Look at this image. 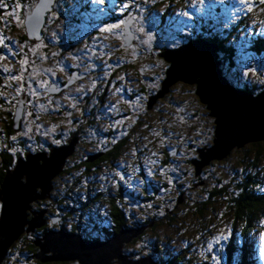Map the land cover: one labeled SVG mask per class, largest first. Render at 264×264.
Listing matches in <instances>:
<instances>
[{
	"label": "rangeland",
	"instance_id": "obj_1",
	"mask_svg": "<svg viewBox=\"0 0 264 264\" xmlns=\"http://www.w3.org/2000/svg\"><path fill=\"white\" fill-rule=\"evenodd\" d=\"M75 1L78 0H54L51 4V10L49 9L46 11L47 24L45 25L44 23L45 26L42 27V36L40 39H30L26 35L24 26L25 15L23 12L33 10L36 5V0L29 1L31 6H26L27 3H25L22 5L20 4L19 7L14 6V9L6 6V4L2 6L1 4L4 1L0 0V153L3 152L5 154L14 155L17 151H22L18 156L15 154L17 157L11 167L13 169L19 157L26 159L30 155L40 153L38 151L43 150L47 145L46 143H56L59 146L67 145L65 142L58 143L60 141L58 138L61 139V137L65 135V132L72 127L75 129L73 134H68L70 140L71 138L75 139L74 147L71 149L70 146H64V149L60 148V151L65 153L67 158L60 172L56 173L51 179L52 187L47 196L48 198L45 199H49L51 196H53L54 200L61 197L64 198L62 192L67 189L65 185L76 182L77 176L85 177V174L91 177H103V185L87 182L86 184L91 183L89 185L90 188H97L100 191L104 190L103 193H106V196H109L107 193L112 195L115 193V188L109 183L113 178L108 176L109 173L107 168L100 171L97 170L99 167L95 166L97 168L95 170L88 167V163L95 161L100 155L112 148V146H108L107 150L102 149L101 151L99 149L102 145L106 147L108 144L112 143L106 137L109 127L105 126L104 123L105 114H101L102 111H98L100 107L103 106V102L105 107L108 106V108L118 106L117 110H122V113L128 111V109H123L125 107H123L122 104L126 102L129 107L131 106L133 112L126 115L123 113V117H121L123 122L129 125L133 124L134 116H145L149 114L150 124H145L146 120H148L147 117L143 125V128L147 126L146 131H148V133L146 138L150 135V139L156 144L158 134L163 131L164 146L162 147L166 150L168 149L172 165H177L174 166L173 171H177V168H179V173L181 174H183L184 171L190 170V173H193L195 177L198 173L202 174L205 165L202 163L200 165L199 163L203 162V160H208L213 163V165L210 166L212 167L210 169L212 173L230 175L229 170H232L233 162L227 160L226 156L234 150L239 151L243 148H250L253 151V149H255V146L251 145L254 142H247L241 147L235 144L226 156L220 159H210V155H217L218 152L209 151L214 143H211V145L210 142H208L209 144L205 143L209 130V124L206 123L204 116L205 110L208 116L212 118L213 125L215 124V118L209 114V110L205 103H202L200 100V103L196 101L195 98H198L195 91L196 85L183 81H176L168 87L169 91L164 95L160 97L156 95L158 90L161 89L162 81L166 77L163 62L157 57H143L142 55L144 53L148 55L151 51L160 52L161 50L159 48L163 46H167L164 49H170L179 45H185L189 43V40L200 35L201 33L192 32L187 28L188 23L184 21L187 13H182V20H180V23L174 26L173 29L165 28L160 30L157 27L158 21H153V16L151 15L154 9L151 7V0H142L141 10L136 8L138 6L134 5L133 0H87L85 3H80L78 5V13H82L83 9L81 7H91L92 18L88 21L87 25L85 23L76 25L74 21L77 20L79 15L74 11L73 7L70 8ZM121 1H124V3H121ZM139 1L140 0H136L135 3ZM144 1H147L146 4ZM178 1L179 0L167 1V3L162 4L159 11L169 7L173 12H178L182 8ZM207 1L210 6H213L214 1L219 6H222L220 14L216 16V20L214 16L207 17V19H205V16L202 19H204L207 24H213L215 20L214 23L221 28L216 34H220L223 40L227 39L228 42L231 43V48H234V51H231L233 54L232 59H234V63L237 65L236 71L239 77L231 80L232 73L228 65L225 64L226 61L223 52L219 49V53L216 50V57H218L217 61L219 64L217 67L221 72L220 75L224 80H229V82L237 88H242L246 82H249L250 87L251 84H253V86H264V52L257 53L254 51L255 48H261L255 47L257 44L264 43V0ZM195 2H197V0H189L190 4ZM122 4H126L128 7L130 6L131 10L137 9L132 15L133 20L130 26H126V21H123L121 18L119 20H111V16L113 15L123 16L124 20H127L125 10L129 11L130 9L127 7L122 10ZM23 6H26V9L21 12ZM226 24H230L228 27H231V25L232 27L227 29L224 27ZM93 25L94 27H92ZM111 25H118V27L112 28ZM212 27L211 31L205 34L206 37L213 36L214 32L212 31ZM102 29L105 30L102 31ZM197 30L198 29H194V31ZM129 31L132 32L131 38ZM133 38L134 41H132ZM124 40L127 44L124 43ZM218 42L222 43L220 40H218ZM141 48L144 49L143 52ZM81 49H85L86 55L93 59V67L92 73H90V75L87 74V76L83 78L82 83H77L75 85V81L72 83L73 79H67V76L63 72L77 69V64L74 59L80 55L79 51ZM208 49L214 48L211 47ZM105 52H107V55H102V53ZM62 53H64V56H61ZM61 59L63 61H61ZM102 60L107 61L106 65L110 67L111 75H114V83H111L109 88L107 83L100 81L101 79L96 81V78L99 76V69L96 68L95 63ZM30 68H32L31 71ZM248 68L252 70V73H250ZM86 70L89 71L90 69L86 68ZM162 72H164V74L160 77ZM50 75L64 81V84L69 83L61 90V92L68 91L63 97L59 96L61 92L55 95L58 96L57 98L48 96L50 93H48L50 89L48 84L52 81L49 78ZM117 75H122L124 79L122 82L116 84L115 76ZM156 79L157 83L155 82ZM51 85L58 88L54 83ZM85 87H87V89L83 91L82 88ZM258 93L257 96L264 95V90ZM83 98H85V101L81 102ZM88 99L90 100L88 101ZM101 99L102 101L99 102L98 100ZM18 100L21 102L23 109L20 123L21 127L18 131L8 135L5 124L8 122L10 118L9 114L13 112ZM145 102H147V106ZM94 103L95 106H93ZM59 105L66 106L67 108L70 107L72 110L67 112L63 111V115L57 117L53 112L59 108ZM77 105L79 109L74 110ZM92 109H95L96 112L88 113ZM150 109L151 111L149 112ZM188 109H194L195 111H188ZM73 112L75 113L73 114ZM189 116L190 119L195 120V124H197L198 127L197 131L193 132L194 135H198V137H193L191 134L189 135L191 141L197 143L194 147L187 141L177 142L174 135L175 133L182 134V132L180 130L171 132L170 127V125L173 124L176 126L178 122L182 121L183 117ZM97 117H100L98 121L94 124L92 122V125H87L89 121H92L91 119ZM118 128L121 133L123 128L120 124ZM213 138L214 128L212 139ZM147 141L148 140L145 139L143 143H140V146H142L136 149L133 143H131V146L128 148L127 156L119 159V161H114L111 167L118 169V166H120V170L126 168L127 172H130L125 175V178L129 177L128 179L130 181L136 182L135 180L138 181L139 177H143L146 180L150 178V180L155 182L152 179V175L156 171V168L162 165V154L159 155L157 159H154V161H151V163L143 162L142 160L136 161L134 159L136 156H131L140 149L149 151L148 148L143 149L148 144L150 147L152 146L150 142ZM257 142L264 151V140ZM191 148L194 150V156H192V152L190 151ZM13 149H15V151H13ZM53 150L54 149H51L46 153H50ZM199 150L205 153L204 156ZM207 151L209 152L207 153ZM41 152L44 153L43 151ZM239 152H241V150ZM239 152H236V154ZM189 158L190 165H192L194 169H191L186 161ZM213 160L216 162L214 163ZM85 163L88 165L86 166ZM66 165L68 168L67 170L65 169ZM259 166L264 171V160L259 162ZM162 172L165 173L164 170H162ZM174 175L175 183L178 184L179 174ZM205 175L206 174H204V176ZM262 177H264V175H262ZM82 183L78 186L83 187ZM169 184L174 185L171 180H169ZM137 188H139V186ZM80 191L82 194L83 190L80 189ZM151 196L152 194L148 195V197ZM64 200L67 199L64 198ZM94 201H96L94 205H99L96 208H100V204H103V202ZM32 205L30 207L32 211H40L37 206L32 207ZM100 212L101 211H96L94 216L100 215ZM129 213L135 217L137 225H145L136 218V216L139 218L143 217L142 213L138 212L136 208L133 207V209H129ZM101 214L103 213L101 212ZM49 218L54 219L51 215ZM88 220L89 218L84 216V221L87 222ZM56 222H58V219H56L53 224ZM191 224L192 225L188 224L186 229V231L193 229L194 232L191 231V235H189V233H182L181 235H183L184 240L180 237H175L174 240L169 242V246H164L161 252L164 259L168 261L166 264H169L170 261L176 257L178 251L181 250V246L183 245L181 243L182 241L186 244L185 246H187L188 252L196 255L197 258L209 260V264H222V262L228 264L225 259L226 255L223 254V251L220 250L219 247L222 240L220 239L217 249L215 245L218 240L217 238L214 239L212 236L207 237L204 235V233L200 231V225L198 223L195 222L193 224L191 222ZM53 228H49L48 230ZM56 229L59 230L61 228L57 227ZM31 232L32 231H24L23 233L30 234ZM23 233L21 235H23ZM42 235L43 234L39 235V233H37L36 237L40 238ZM168 235L170 237L172 236L171 233ZM228 235L229 231L226 233L225 245H227L229 241ZM247 235L251 237L247 238L250 240L247 249L245 250L244 245V254H242V250L235 249V251L232 252L230 264H236V257L237 264L238 258L243 262L241 264H254L252 258L255 257L256 253L259 255L260 262L264 264V228L262 231L259 229L255 230L254 228ZM238 240H240V237ZM236 243L239 247L242 244L240 241ZM141 244L144 247L145 245H149L148 242H142ZM11 246L12 245L7 249V253ZM195 249L197 252H195ZM11 252V256L17 261H20V258H18V249H13ZM122 252L127 256L118 259L120 255H117L116 258L112 259V264H122L121 261L124 262L123 264H126L128 263L126 261H138L142 259V257L148 258L147 256L151 257V259L153 258L150 255L135 257L128 252L125 253L123 250ZM7 253L3 261H5ZM28 258L29 257H22L23 264H28V262H25ZM3 261L1 264H3ZM29 264L41 263H38L37 259H31ZM42 264L80 263L76 260H68L48 261Z\"/></svg>",
	"mask_w": 264,
	"mask_h": 264
},
{
	"label": "trees",
	"instance_id": "obj_2",
	"mask_svg": "<svg viewBox=\"0 0 264 264\" xmlns=\"http://www.w3.org/2000/svg\"><path fill=\"white\" fill-rule=\"evenodd\" d=\"M2 1H4L1 4L2 6L3 4H6V6L14 9V6L17 7V5L25 3H27L26 6H31L29 1L33 0ZM146 2L147 1H144L145 4ZM26 6L21 8V12L26 9ZM136 11L137 10H131L133 14ZM231 27L226 28L228 29ZM206 33L207 31L201 35H205ZM214 34L215 35L212 36L213 38L208 39L214 40L218 43L220 51L223 52L225 57V64L228 65L229 70L232 73L231 80L238 78L239 75L236 71L237 65L234 63V59H232L233 54L231 53V51H234V48H231V43L228 42L227 39L223 40L220 34ZM218 40L222 43L218 42ZM132 41H134V38ZM125 42L126 41L124 40V43ZM255 47H261L255 48V52H264V43H259ZM141 51L143 52L144 49L141 48ZM158 55L159 54H157L156 51H151L148 55H145L144 53L142 56H154L164 59V57ZM159 60L161 59L159 58ZM31 70L32 68H30V71ZM248 70L252 73L250 68H248ZM163 74L164 72H162L160 77H162ZM155 82L157 83V79ZM246 84L249 85V82H246ZM249 89L255 94L264 90V86L252 85ZM198 98H195L197 102H199ZM18 102L16 106L18 105ZM145 105H148L147 102H145ZM122 106L125 107L123 109H128V111L123 112L124 115L133 112L131 106L129 107L126 102L122 104ZM15 108L16 107H14V109ZM14 109L13 112L9 114L10 118L5 124L8 135L13 134L14 132L12 129L13 117L15 114ZM192 110L195 111L194 109H188V111ZM121 111L122 110H118L114 112L113 117L109 118L110 120L105 119L104 121L105 126L109 127L106 137L112 143L108 144L106 147L105 145H102L99 149L101 151L102 149L107 150L108 146H112V148L100 155L95 161L88 163L89 165L85 163L86 166L88 165V167H91L94 170L97 169L96 167H99L97 170L100 171L107 168L109 173L108 176L113 178L109 183L115 188V193L113 195L107 193L109 196H106V193H103V189V191H100L97 188H90L89 185L91 183L86 184L87 182L103 185V177H91L88 176V174H85V177L77 176L76 182L65 185L67 189L62 192V195H64L63 197L67 200H64L62 197H58L59 199L54 200L53 196H51V198L45 199L44 201L38 200L31 202L30 205L33 204L32 207L37 206L40 210H46V224L41 228L35 229L34 232L32 231L30 234L23 233V235L12 243L3 264H23L22 257H29L28 260L25 261L28 262V264L31 262V259H37L36 254L38 253L39 248L34 242L37 238L36 235L37 233H39V235L44 234L49 228L53 227H60L71 233H80L84 236L106 240L113 234H117L120 229L126 227L133 228L137 225L135 217L129 213V209H133V207L136 208L138 212L142 213L143 217L139 218L136 216V218H138L141 223L145 224V227L142 233L130 237L129 241L124 244L122 250L135 257L150 255L153 257L152 259L156 260L159 264L168 263L161 252L165 245L169 246V242L174 240L175 237H180L184 240L183 235H181L182 233H189V235H191L193 229L186 231L188 224L192 225L191 222L193 224L195 222L198 223L200 225V231H202L207 237L212 236L214 239H218L215 243L217 249L220 239L222 240L219 247L220 250L223 251V254L226 255L225 259L228 264H230L232 252H234L235 249L242 250V254H244V245L246 250L248 243L250 242L247 238H251L247 234H249L254 228L255 230L259 229L262 231L264 228V177H262L264 171L260 168L259 162L264 160V151L258 142L251 144L255 146L253 151L250 148H243L240 149L241 152H239L240 150H234L235 152L231 151L226 156L227 160L233 162V168L232 170H229L230 175H218L212 173L210 170L212 168L210 166L213 165L212 161H209L202 170V174L200 173L196 177L193 173H190L191 170L184 171V173L181 174L179 173V168H177V171H173L174 166L177 165H172L168 149L166 150L162 147L164 146L163 131H159L160 133L158 132L159 134L157 136L156 144L150 139V135L146 138L148 133V131H146L147 126L143 128V125L144 120H146L147 117L148 120H146L145 124H150L149 114L145 116H134L133 124L129 125L128 123L123 122V119L121 118L123 117V113ZM150 111L151 109L149 112ZM116 113L118 117L116 116ZM204 114L206 123L209 124L207 141L205 143L209 144L208 142H210L211 145L213 142L212 137L214 125L212 123V118L208 116L206 110ZM119 124L123 128L121 133L118 128ZM74 127L76 128V126ZM170 127L171 132H175L176 130L182 132V134L175 133L174 138L177 142L187 141L193 147L197 145V143L191 141L189 137L190 134L193 137H198V135L196 136L193 133L197 131V124H195V120L190 119V116L183 117L182 121L178 122L176 126L173 124L170 125ZM74 130L73 127L67 130L61 139L58 138L60 140L58 143H66L68 134H73ZM145 139H147V142H150L152 146L150 147L148 144L143 149L148 148L149 151L140 149L135 152L136 154L134 153L131 156H136L134 158L136 161L142 160L143 162L151 163V161H154V159H157L159 155L162 154V165H159V168L157 167L152 175V179L155 182L150 180V178L146 180L143 177H139L138 181L135 180L136 182H133L128 179L129 177L125 178V175L130 171L127 172L126 168L120 170V166H118L117 169L111 167V165L114 161H119V159L127 156L128 148L131 146V143H133L136 149L142 146H140V143H143ZM46 144L47 145L43 150L46 148L48 149L51 145H58L56 143ZM190 151L192 152V156H194V150L191 148ZM236 152L239 153L236 154ZM21 153L22 151H17L15 154L18 156ZM15 154L10 155L3 152L0 153V184L5 176L6 170L12 167L14 160L17 157ZM186 161L192 169L193 167L190 165V158ZM213 162L215 163L216 161L213 160ZM65 169H68L67 165ZM162 170H164L165 173H163ZM174 174H179L178 184L175 183ZM204 174L206 175L204 176ZM169 180H171L174 185L169 184ZM80 183H82L83 187L78 186ZM137 185L139 188H137ZM80 189L83 190L82 194ZM149 194H152V196L148 197ZM94 200L103 202V204H100V208H96L99 205H94L96 204V201ZM101 206L103 210L101 209ZM31 211L32 210H28L30 213L28 216L29 219L32 217ZM96 211H101L103 214L100 212V215L94 216ZM50 215L53 216L54 219H58V222L53 224L52 219L49 218ZM84 216L89 218L87 222L84 221ZM228 231L229 241L228 244L225 245L226 233ZM170 233L172 235L171 237L168 235ZM239 237L240 240H238ZM237 241L242 242L240 247L236 243ZM142 242H148L149 245H145L144 247L141 244ZM181 243L183 244L181 250L178 251L176 257L170 261L169 264L210 263L209 260L197 258L196 255L188 252L187 246H185L186 244H184L183 241ZM13 249H18V258H20V261H17L11 256V250ZM195 252H197L196 249ZM252 259L254 264H262L257 253ZM37 260L38 263H43L39 259ZM241 263L243 262L238 258V264ZM222 264L225 263L222 262Z\"/></svg>",
	"mask_w": 264,
	"mask_h": 264
},
{
	"label": "water",
	"instance_id": "obj_3",
	"mask_svg": "<svg viewBox=\"0 0 264 264\" xmlns=\"http://www.w3.org/2000/svg\"><path fill=\"white\" fill-rule=\"evenodd\" d=\"M53 1L36 0L35 8L24 12V26L28 38L40 39L46 11L51 8ZM198 39L179 46L180 48L165 49L162 52L161 55L169 65L161 89L156 95H164L169 91L168 87L176 81L195 84L199 100L206 104L209 114L215 118L212 142L214 144L209 151H216L218 154L209 157L220 159L226 156L235 144L241 147L247 142L264 140V95L255 97L257 94L236 89L228 80H224L217 67V45L203 38ZM211 47L214 49H208ZM22 113V104L18 102L13 117L14 132L21 127ZM66 144L52 148L54 150L49 159H46L45 152L30 155L26 159L19 157L14 168L6 170L0 184V264L9 246L24 231H34L46 224V210L31 211L30 219L28 210H31V202L48 198L52 187L51 179L60 172V166L67 158L60 148H73L75 139L69 138ZM199 151L204 156L205 153ZM208 162L203 160L199 164L206 165ZM55 220L52 219V222ZM144 227L140 224L133 228L120 229L105 241L88 239L63 228L48 230L35 240L39 247L36 258L43 263L76 260L80 264H112V259L117 255H120L118 259L127 256L122 252L124 244L130 237L142 233ZM147 257L138 261H126V264H159Z\"/></svg>",
	"mask_w": 264,
	"mask_h": 264
},
{
	"label": "flooded vegetation",
	"instance_id": "obj_4",
	"mask_svg": "<svg viewBox=\"0 0 264 264\" xmlns=\"http://www.w3.org/2000/svg\"><path fill=\"white\" fill-rule=\"evenodd\" d=\"M86 1L87 0L75 1V3L70 7V8L73 7L74 11L79 15L77 20H75V21L73 20L76 25H78L80 23L81 24L85 23L87 25L88 21L92 18V14H91V10L92 9H91V7H81L83 9L82 13L81 14L78 13V5L80 3H85ZM133 1H134V5L138 6L136 8L141 10L142 0H140L138 3H135L136 0H133ZM151 1H152L151 2V7L154 8L152 13H151V15L153 16V21L154 20L158 21L157 27L160 30L165 29V28L173 29L174 26L178 25L180 23V20H182V17H183L182 13H187V15H185L184 21L186 23H188L187 28L190 31H192V32L203 34L204 32H206V29L210 28V30H211L212 26H213L212 27V31L214 33L219 32L221 30L220 26H218L214 22L216 20V16L218 14H220L222 6H219L215 1L213 2V6H210V4H209V2L207 0H197V2H195L193 4H190L189 0H179L178 2L180 3V6L182 8L178 12H173L172 9L169 8V7L164 8L162 11H159L160 7L162 6V4L167 3V1L169 2V0H162V1H160V0H151ZM121 3H124V1L123 2L121 1ZM128 9H130V10L129 11L125 10L127 20H124L123 16H115V15L111 16L112 17L111 20H114V19L115 20H119L121 18V19H123V21H126V26H130L131 22L133 20V17H132L133 13L131 12L130 6L128 7ZM212 16H214V19H215L213 24H211V23L207 24L206 21L204 19H202L203 17H205V19H207V17H212ZM46 24H47V17H46L45 25ZM202 24H203V26H202ZM92 27H94V25ZM194 29H198V30L194 31ZM129 35H130V38H131L132 32L129 31ZM200 37H202V35ZM192 40L193 39H191L189 41H192ZM166 47L167 46H163V47L160 48V50H161L160 52H158V51L156 52L157 54H159L158 56H162L161 54L164 51V48H166ZM79 54H78L79 56L75 57V59H74L75 63L77 64V69L73 70V71H67V72L64 71L63 72L67 76V79L68 78H72L73 79L72 83L75 81V85L77 83H82L83 82L82 81L83 78L85 76H87V74L90 75V73H92V67H93V59L90 58L88 55H86L85 49H81L79 51ZM104 54L107 55V52L102 53V55H104ZM61 56H64V53H62ZM159 58L163 62V67L165 68V71H166V68L168 67L169 62L165 58H164L165 60H163L161 57H159ZM61 61H63V60L61 59ZM57 62H59V61H57ZM106 63H107V61H104V60L98 61V62L95 63L96 64V68L99 69V71H98L99 76H98V78H96V81L101 79L100 81L101 82L104 81L105 83H107L108 88H109V85L111 83H114V81H113L114 75H111L110 67L108 65H106ZM86 68H89L90 70L88 71V70H86ZM49 78L52 81H50V83L48 84V87L50 86V89L48 90V93L49 92L50 93H49L48 96H52V97H56L57 98L58 96H55V95L59 94L61 92V90L67 86L66 84H69V83L64 84V81L59 80V78L52 77L51 75L49 76ZM90 78H91V76H90ZM115 78H116L115 79V83L116 84L122 82L123 79H124V77L122 75H119V76L117 75V76H115ZM69 82H71V81H69ZM52 83H54L58 88H56L53 85H51ZM252 85L253 84H251V87H252ZM249 88H250V86L245 83L244 86L242 88H239V89H245L246 91H248L250 93H254V92L250 91ZM71 89H73V88H71ZM86 89H87V87L82 88L83 91L86 90ZM67 92L68 91L61 92L59 94V96L63 97L64 94H66ZM89 100L90 99H88V101ZM84 101H85V98H83V100L81 102H84ZM98 101L101 102L102 99L98 100ZM93 106H95V103H94ZM117 108H118V106L113 107V108H108V106L105 107L104 102H103V106L100 107V109L98 111H102L101 114H105L104 115V120L105 119L110 120L109 118L113 117V113L118 111ZM78 109H79V107L77 105L76 109H74V110H78ZM70 110H72V109H70V107L67 108L66 106H60L59 105V108L56 111H54L53 113H55L56 116L58 117V116H62L63 115L62 114L63 111L67 112V111H70ZM95 112H96V110L92 109L88 113H95ZM74 113L75 112H73V114ZM66 114H68V113H66ZM116 116L118 117L117 113H116ZM89 119H91V118H89ZM99 119H100V117L91 119L92 121H89L87 123V125H92V122L94 124ZM74 126H76V125L74 124ZM45 150H48V149L46 148Z\"/></svg>",
	"mask_w": 264,
	"mask_h": 264
},
{
	"label": "bare ground",
	"instance_id": "obj_5",
	"mask_svg": "<svg viewBox=\"0 0 264 264\" xmlns=\"http://www.w3.org/2000/svg\"><path fill=\"white\" fill-rule=\"evenodd\" d=\"M217 59H218V57H217ZM167 69V68H166ZM235 88H236V86L235 85H233ZM254 95H256V94H254ZM256 97H258V96H256ZM69 139V137L66 139V140H68ZM55 146H59V145H51V146H49V148H48V150H41V151H43V152H48L49 150H51L52 148H54ZM41 151H38V152H41ZM36 152V151H35ZM51 153V152H50ZM50 153H47V154H45V156H46V159H49L50 158V156H51V154ZM41 161H43V160H41ZM62 168V166H60V169Z\"/></svg>",
	"mask_w": 264,
	"mask_h": 264
},
{
	"label": "snow or ice",
	"instance_id": "obj_6",
	"mask_svg": "<svg viewBox=\"0 0 264 264\" xmlns=\"http://www.w3.org/2000/svg\"><path fill=\"white\" fill-rule=\"evenodd\" d=\"M17 7H19V5H17ZM128 7V5H126V4H122L121 5V9L123 10L124 8H127ZM111 27L112 28H116V27H118V25H111ZM105 29H102V31H104ZM13 151H15V149H13Z\"/></svg>",
	"mask_w": 264,
	"mask_h": 264
}]
</instances>
